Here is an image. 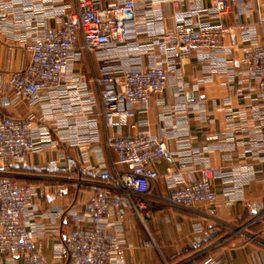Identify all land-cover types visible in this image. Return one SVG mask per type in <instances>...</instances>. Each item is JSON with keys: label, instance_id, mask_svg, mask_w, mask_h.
<instances>
[{"label": "crops", "instance_id": "0c3cea01", "mask_svg": "<svg viewBox=\"0 0 264 264\" xmlns=\"http://www.w3.org/2000/svg\"><path fill=\"white\" fill-rule=\"evenodd\" d=\"M94 1L103 6L128 0ZM169 1L136 0L137 42L79 52L60 89L45 91L36 104H14L9 77L26 67L25 46L46 28L62 27L66 14L75 10L76 0H0V111L33 121L37 143L35 152L23 164L12 166L9 174L20 183L44 185L50 190L26 221L49 261L65 258V238L78 225L62 217L63 210L73 206L80 211L103 184L99 173H113L118 167L108 139L134 135L130 125L137 123L138 131L167 142V154L154 165L159 178L149 191L151 222L145 225L133 214L122 223L115 217L103 219V226L119 237L125 249L122 260L114 257L108 264H186L206 255L222 258L227 264H264V159L242 158L245 148L239 144L240 136L228 125L229 110L248 107L251 113L250 109L264 106V98L241 64L246 45H264V0L237 6L223 17L216 14L209 0L176 7ZM176 22L195 28L223 23L232 29L225 40L226 50L207 59L195 55L185 61L162 98L137 109L136 119L126 125L107 127L96 79L127 70L178 65L174 52L157 46ZM182 85L185 91H181ZM248 87L254 88L251 94L256 100L245 101L238 95L241 90L249 93ZM68 157L80 163L75 175L67 171ZM201 158L218 173L239 168L247 174L242 183L217 178L214 190L218 200L212 206H172L169 185L175 177H198ZM210 228L217 231L210 244L192 250L195 238ZM0 259L7 264L23 263L20 256L0 255Z\"/></svg>", "mask_w": 264, "mask_h": 264}, {"label": "built area", "instance_id": "2783aa9c", "mask_svg": "<svg viewBox=\"0 0 264 264\" xmlns=\"http://www.w3.org/2000/svg\"><path fill=\"white\" fill-rule=\"evenodd\" d=\"M204 0H170L173 7L181 3ZM254 0H209L219 17L233 8L250 4ZM136 0L124 3L98 5L94 0H76V8L66 14L60 28H46L41 36L25 46L26 67L9 77L12 103L21 101L36 104L45 91L61 88L73 60L81 51L93 53L101 49L118 47L139 40ZM158 21L157 17H153ZM242 28H246L242 26ZM232 29L223 23H205L193 27L176 22L172 29L159 38L157 46L165 52L175 53L178 65L167 68L150 67L143 70H127L121 74L104 75L96 79L100 89L102 114L107 127L123 126L135 120L137 109L147 108L151 101L160 99L168 89L171 78L176 77L187 60L195 55L207 59L210 55L226 50L225 40ZM245 73L256 84L258 94L264 98V45H246L241 61ZM185 91V86H180ZM239 91L245 101L252 98ZM258 97V99H262ZM228 111V125L240 136L239 144L245 148L242 158L255 161L264 159V106ZM33 121L5 116L0 111V255L22 257V264H108L114 257L123 259L125 249L119 237L103 226V219L115 217L122 223L133 214L145 225L152 219L149 191L159 174L154 165L165 158L167 142L153 138L147 132L138 131L137 123L130 125L134 135L115 136L107 141L109 149L117 155V168L112 172L99 173L103 184L80 211L70 207L61 213L78 225L65 238V258L59 261L46 259L43 247L34 241V235L26 227V221L34 206L48 198L49 188L44 185L23 184L9 170L23 164L37 148ZM198 177L188 180L175 177L169 185L168 202L172 206L192 209L200 205L216 204L218 195L214 190L217 178H229L242 183L247 173L235 168L218 173L211 164L201 158ZM80 163L67 158V171L73 173ZM251 170H248L250 172ZM171 174V172H169ZM176 176V175H175ZM88 221V224L83 223ZM217 231L210 228L204 236L191 244L192 250L210 244ZM205 252V251H204ZM0 264H7L0 259ZM193 264H227L224 259L208 256Z\"/></svg>", "mask_w": 264, "mask_h": 264}, {"label": "trees", "instance_id": "16d2710c", "mask_svg": "<svg viewBox=\"0 0 264 264\" xmlns=\"http://www.w3.org/2000/svg\"><path fill=\"white\" fill-rule=\"evenodd\" d=\"M10 171H11V168H10ZM77 172L78 171H75L74 173H70V174H77ZM209 255H206V256H202V257H200L199 259H197L196 260V262H201V261H203L205 258H207ZM186 264H193V262H188V263H186Z\"/></svg>", "mask_w": 264, "mask_h": 264}, {"label": "water", "instance_id": "95a60500", "mask_svg": "<svg viewBox=\"0 0 264 264\" xmlns=\"http://www.w3.org/2000/svg\"><path fill=\"white\" fill-rule=\"evenodd\" d=\"M3 104H5V100L3 101Z\"/></svg>", "mask_w": 264, "mask_h": 264}]
</instances>
